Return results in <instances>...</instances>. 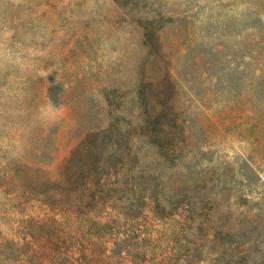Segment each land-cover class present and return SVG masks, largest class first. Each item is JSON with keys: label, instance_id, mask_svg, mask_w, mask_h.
Here are the masks:
<instances>
[{"label": "rangeland", "instance_id": "rangeland-1", "mask_svg": "<svg viewBox=\"0 0 264 264\" xmlns=\"http://www.w3.org/2000/svg\"><path fill=\"white\" fill-rule=\"evenodd\" d=\"M142 78L184 124L174 161L210 199L201 231L148 197L55 209L71 154L136 127ZM226 247L264 264V0H0V264H224Z\"/></svg>", "mask_w": 264, "mask_h": 264}, {"label": "trees", "instance_id": "trees-1", "mask_svg": "<svg viewBox=\"0 0 264 264\" xmlns=\"http://www.w3.org/2000/svg\"><path fill=\"white\" fill-rule=\"evenodd\" d=\"M157 85L142 78L136 127L129 125L119 134L108 129L95 133L90 136L91 152L83 155L79 147L71 154L62 179L53 184V195L58 198L55 209L104 218L115 209L112 204L124 202V197L134 200L124 208L132 213L139 209L136 202L142 201L145 205L142 197H148L152 212L156 206L174 207L179 211L177 216L195 226L196 231L203 229L205 205L210 199L189 186L183 166L174 161L184 149V124L170 118L173 111L170 103L155 108L148 92ZM132 131L138 133L136 138L130 137ZM211 229L230 240L229 244L241 241V232L233 233V227L226 229L219 225ZM227 254L226 247L218 255L224 258V264H231L232 258Z\"/></svg>", "mask_w": 264, "mask_h": 264}]
</instances>
